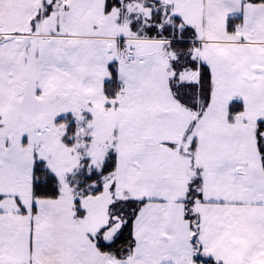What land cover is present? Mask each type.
Returning a JSON list of instances; mask_svg holds the SVG:
<instances>
[{
	"label": "snow or ice",
	"instance_id": "obj_1",
	"mask_svg": "<svg viewBox=\"0 0 264 264\" xmlns=\"http://www.w3.org/2000/svg\"><path fill=\"white\" fill-rule=\"evenodd\" d=\"M0 264H264V0H0Z\"/></svg>",
	"mask_w": 264,
	"mask_h": 264
}]
</instances>
